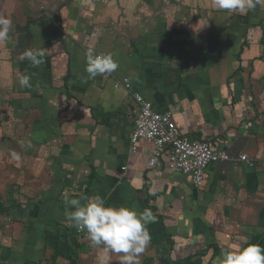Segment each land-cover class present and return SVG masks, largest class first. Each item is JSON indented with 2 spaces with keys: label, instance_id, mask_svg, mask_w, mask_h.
Returning <instances> with one entry per match:
<instances>
[{
  "label": "crops",
  "instance_id": "crops-1",
  "mask_svg": "<svg viewBox=\"0 0 264 264\" xmlns=\"http://www.w3.org/2000/svg\"><path fill=\"white\" fill-rule=\"evenodd\" d=\"M0 16L14 26L0 43V214L9 215L0 264H99V250L66 219L65 194L151 210L141 264H221V249L247 246L242 238L264 246V8L241 15L212 0H0ZM38 48L39 67L19 59ZM89 49L111 53L119 68L87 79ZM123 77L172 115L182 138L209 142L231 161L211 164L200 189L181 174L147 171L152 145L131 152L137 105L114 87ZM242 154L258 158L254 168Z\"/></svg>",
  "mask_w": 264,
  "mask_h": 264
},
{
  "label": "clouds",
  "instance_id": "clouds-1",
  "mask_svg": "<svg viewBox=\"0 0 264 264\" xmlns=\"http://www.w3.org/2000/svg\"><path fill=\"white\" fill-rule=\"evenodd\" d=\"M215 10L239 13L241 15L253 11L257 6L264 8V0H212ZM9 18L0 16V43L9 39L13 30ZM45 51L42 48L24 51L20 60H28L33 67L44 63ZM85 72L87 79L110 75L119 68V63L111 53L94 54L89 49L86 54ZM18 83L22 88H31V77L21 75ZM12 158L18 160L19 154L13 151ZM81 199L64 197L66 219L71 227L85 233L93 248L98 249L99 264H110L112 255L119 256V264H141L140 257L145 253L151 242L148 225L154 216L151 210L138 211L135 208L121 205H107L100 195ZM73 210L68 211V208ZM247 246L225 247L221 249V264H264V246L249 243Z\"/></svg>",
  "mask_w": 264,
  "mask_h": 264
},
{
  "label": "built area",
  "instance_id": "built-area-1",
  "mask_svg": "<svg viewBox=\"0 0 264 264\" xmlns=\"http://www.w3.org/2000/svg\"><path fill=\"white\" fill-rule=\"evenodd\" d=\"M114 87L129 92L137 105L129 140L132 153L137 152V146L141 141L152 145V150L146 157L147 171L165 169L181 174L188 177L196 189H200L205 184L206 172L211 164L231 161L227 152L214 150L209 142H191L182 138L178 134L172 115L155 111L149 101L133 90L127 77L119 79ZM238 161L249 168H254L258 158H250L242 154L238 157ZM77 233L86 239L85 233L79 231Z\"/></svg>",
  "mask_w": 264,
  "mask_h": 264
},
{
  "label": "rangeland",
  "instance_id": "rangeland-1",
  "mask_svg": "<svg viewBox=\"0 0 264 264\" xmlns=\"http://www.w3.org/2000/svg\"><path fill=\"white\" fill-rule=\"evenodd\" d=\"M261 21H258V23H260ZM3 218H9V215L6 217V216H4V214H0V222L2 221V219ZM9 221V219L8 220H6V222H8Z\"/></svg>",
  "mask_w": 264,
  "mask_h": 264
}]
</instances>
